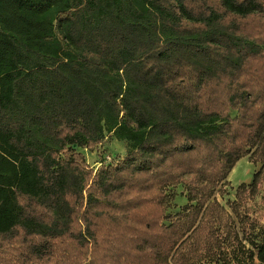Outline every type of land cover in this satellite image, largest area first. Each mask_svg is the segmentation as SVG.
<instances>
[{"label":"trees","instance_id":"trees-1","mask_svg":"<svg viewBox=\"0 0 264 264\" xmlns=\"http://www.w3.org/2000/svg\"><path fill=\"white\" fill-rule=\"evenodd\" d=\"M256 261L264 0H0V264Z\"/></svg>","mask_w":264,"mask_h":264},{"label":"rangeland","instance_id":"rangeland-1","mask_svg":"<svg viewBox=\"0 0 264 264\" xmlns=\"http://www.w3.org/2000/svg\"><path fill=\"white\" fill-rule=\"evenodd\" d=\"M107 143L109 147L112 148L111 150L114 151L115 153L117 154L119 153V155L122 156L126 154L127 152L126 146H124L123 144L120 143L118 144L116 141H111V139L107 141ZM249 159L250 156L241 159L237 163L231 174L229 175L228 181L230 182V186L227 188L229 191V195L226 197H221L219 194L216 195L218 202L221 203L223 206H225L227 209H229L228 206L229 203L235 200V190L242 184H250L253 180L255 173L259 168L257 165L253 164ZM89 160H87V162L91 168L98 169V167H100L99 164L97 163L98 161L93 164L92 163L93 158L89 157ZM173 193L175 194V199L173 202V207L170 210V214L172 215L177 213L187 204L185 198L186 192L182 186L174 189ZM254 264H261V263L256 261Z\"/></svg>","mask_w":264,"mask_h":264},{"label":"crops","instance_id":"crops-1","mask_svg":"<svg viewBox=\"0 0 264 264\" xmlns=\"http://www.w3.org/2000/svg\"><path fill=\"white\" fill-rule=\"evenodd\" d=\"M83 153L85 154V156H86V159L87 160H89V157L90 158H93V164L94 163H96L97 161H98V159H99V157H98V152L97 151H95V152H90V151H88V150H83ZM90 161V160H89Z\"/></svg>","mask_w":264,"mask_h":264}]
</instances>
